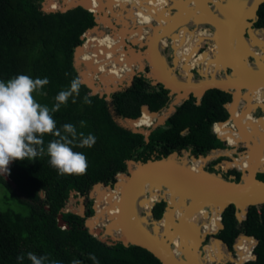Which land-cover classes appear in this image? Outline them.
Wrapping results in <instances>:
<instances>
[{"label": "trees", "instance_id": "trees-1", "mask_svg": "<svg viewBox=\"0 0 264 264\" xmlns=\"http://www.w3.org/2000/svg\"><path fill=\"white\" fill-rule=\"evenodd\" d=\"M42 2L0 0V81L7 82L21 74L33 79L47 78L49 83L42 89L46 95L36 93L35 97L37 102L51 108L59 92L69 89L73 80L79 81L73 54L75 48L83 44L81 36L95 23L93 15L81 7L65 12H43ZM254 28H264V3L257 11ZM190 59L194 61V57ZM81 77L84 80L82 74ZM79 84V94L70 97L67 105L52 115L61 131L64 124H73L77 133L95 136L92 147H73V151L86 156L87 171L83 175H58L48 163L46 153L32 161H12L8 165L7 177L0 175L3 190L0 264H31L27 259L29 252L37 257L47 256L46 264H72L73 260L81 264H160L140 247L124 246L111 239L103 241L90 233L86 226V220L94 215L90 191L97 183L113 186L114 176L126 173L129 160L145 162L152 156L159 159L181 151H189L197 158L208 156L214 149L225 148L222 147L225 142L216 138L212 126L228 119L224 105L231 102V95L211 89L204 93L199 103L190 96L174 107L163 125L151 130L146 142L144 135L133 133L115 119L123 122L126 117L144 115L148 112L145 101L151 111H164L172 100L167 89L159 84L152 85L150 79L140 75L105 99V96L91 94L80 81ZM80 121L86 122L84 127ZM232 136L231 142L238 143L239 134L234 132ZM53 139L51 135L44 137L45 149ZM220 161L221 158L214 163ZM207 172L216 174L217 170L210 168ZM239 174V171L228 170L222 179L238 182ZM257 178L264 181V174ZM71 193L83 198L82 214L64 212ZM165 206L163 200L156 202L151 208V218L160 220ZM171 209L169 205L166 212ZM235 212L233 206L222 212L223 228L217 232L219 220L215 237L231 251L235 243L237 261L247 252L243 264H264V205L249 207L241 221L236 219ZM205 247H211L214 255L212 245ZM189 253V249L186 250V255ZM21 254L24 260L18 262L17 256ZM90 254L95 256V261L89 258Z\"/></svg>", "mask_w": 264, "mask_h": 264}, {"label": "water", "instance_id": "water-1", "mask_svg": "<svg viewBox=\"0 0 264 264\" xmlns=\"http://www.w3.org/2000/svg\"><path fill=\"white\" fill-rule=\"evenodd\" d=\"M182 1L183 3H187L188 0ZM196 1L197 5L201 7L204 12V21L195 24H203L213 29L212 36H214V39L212 40L214 43L218 42V45H220L222 48L219 54L217 55V60L218 63L222 65L223 69L217 71L214 75H212L211 73L204 74L198 70L197 72L200 74L201 79L197 82H193L191 80H188L187 78H177L172 73V67L175 65L176 62L174 55V47L172 44H170V49L173 51L172 67L165 66L161 55V50L164 47L162 40L170 41V43L172 42L173 36L177 34L176 31H178L180 28V25H178L180 20V14L182 13V11L186 10V7L182 6L180 8L171 9V19H169L168 22L166 21L165 26L162 28L161 35L154 34L153 29L151 30L149 28L150 33L148 35H145V41L142 43L143 45H137L139 48H143V50H136V52L138 54L146 53V57L142 59V67H140L141 70H139L138 68H136V70H133L130 75V79L127 82V86L130 85L133 77L137 73H141L144 75V77L151 80L152 85H162L164 89L168 90L170 96H174L172 102L167 108V115L165 116H160L158 112L149 110L148 103L146 101L143 102L147 105V111L150 114L155 115L156 122L153 124V128L159 125H163L165 123V120L168 118L169 114L174 112V107L182 103V101L188 100L190 95H192L196 99V103H199L200 99L206 91L211 89H217L229 93L231 95V103H233L235 99L234 93L236 91L242 93L249 88H259L264 86V72L256 71L254 69H248L244 65H242L241 50L242 39L247 40L250 34L254 35V37L257 38L256 34H258L259 31H264V28H254V23L257 19V11L260 5L264 3V0H251L250 4L238 13L233 12L231 8H229V6L223 2L224 0H220L219 5L221 7L229 9L230 12H233V14L235 15V18L232 22H228L221 14L217 12L216 5L207 3L204 0ZM44 2L45 0H43L42 2L43 12H56L45 9ZM76 7H81L85 10H88L83 5H72L70 7H64L63 9H59L58 11L65 12ZM188 9L192 10V7L188 6ZM92 15L95 18V26L90 29H87L81 36L83 43L87 40V36L95 34L101 35L104 33L103 31H98L96 28V26L100 25L101 23L98 19L99 14L96 15L95 13H92ZM117 24L118 23L114 24V26H117ZM244 24L246 25L245 27L243 26ZM112 25L113 24L111 23V26ZM157 26V23L153 21L152 28L155 27L156 29ZM145 27L146 26H144V28ZM173 27L175 28L171 32H169V29ZM136 28H139V26H137ZM185 29L187 31H191L187 26H185ZM233 34L235 35L236 43L239 46V48L235 49L234 51H232L230 47L229 40ZM135 45L136 44L129 42L130 48ZM125 46L127 47V44L124 45V48ZM81 47L82 45L77 46L75 48L73 58L75 67L82 66L83 69L84 64L77 62L76 58L77 53ZM215 56L216 55H213L212 58H215ZM231 57H233L234 65H231L230 63L228 64L229 59ZM249 59H252L253 61L252 65L254 67L252 68L256 69V57L248 56L247 60L249 61ZM80 72L78 74L79 81L81 84L85 85L88 89H90L91 94H98L99 97L105 96V99H108L109 95L112 92L118 90L117 86H110L108 88H104V92H94L92 90V87L87 82L83 81ZM220 73H222V75H220ZM192 75L193 74L191 73L190 78L192 77ZM231 103H227L224 105V108L226 109L229 118L230 114L228 108ZM257 109H259L260 112L262 111L261 107H257L255 110ZM136 119L137 118H124L123 122L125 123V127L130 129L133 133H140L144 135L145 141L148 142V136L150 135L149 130L146 131L143 129V127L133 128L129 124V122L135 121ZM115 120L117 122L119 121V119L117 118ZM121 126H124V124ZM212 152H215V150H212ZM180 158L181 156L177 152H173L167 157H161L159 159H156L155 156H152L145 162H135L133 160H129L127 161L126 173L117 174L114 176L115 183L113 186H106L102 183H97L93 186L94 190L96 187L112 190L117 184L118 175H124L126 177L124 183L122 184L119 200L117 201L118 211L116 213V216H114V218L110 221V223L116 225L115 228L117 229V232L119 234H117V237L112 236L111 231L107 227H105L104 232L109 235L113 241L121 242L124 246L133 245L148 251L160 262V264L192 263L186 260L185 258H181L180 256L176 258L170 257L164 250H162L160 246V240L162 238L160 231L162 228L158 225L157 222L164 217L169 207V203L166 198L161 197L156 201L160 202L163 200L166 203V206L162 218L160 220L153 221L154 234L151 235L143 229L140 223L146 221L145 217L140 218L139 222L134 212L135 204L140 205V203L145 200V198H142L136 202L134 199V191L139 186L144 185L145 183L160 184L162 186V189H170L174 193H179L180 195H182L187 202L186 206H200L208 210L214 208L218 211L220 217L218 231L223 228V225L221 223V214L227 207L233 206L236 209V219L238 221H241L246 217L249 207L264 205V181H261L257 178L258 174L264 173L256 172L253 174L251 180L245 181L242 177V172L240 171L241 176L238 182L226 181L222 179L221 172L211 174L205 173L202 169V175L193 172L188 165H179L174 162L175 159ZM191 159L196 160L197 158L195 156H192ZM4 176L7 177L6 175ZM222 184L231 186H220ZM92 197V193H90L89 198L92 199ZM155 203H153L152 207ZM151 208L147 212L149 216H152ZM174 221L175 224H177L178 226H182V221L178 217H176ZM62 224L64 223L59 220V225L61 226ZM86 226L92 234L88 219L86 220ZM99 231L101 230H98L97 232L99 233ZM204 237L205 236L201 238V243L198 247L200 259L202 252L201 244ZM214 239L218 240L220 243L223 244V242L217 239L216 237H214ZM102 240L104 241V239ZM255 240L257 244L258 240ZM202 264H204L203 261Z\"/></svg>", "mask_w": 264, "mask_h": 264}, {"label": "bare ground", "instance_id": "bare-ground-1", "mask_svg": "<svg viewBox=\"0 0 264 264\" xmlns=\"http://www.w3.org/2000/svg\"><path fill=\"white\" fill-rule=\"evenodd\" d=\"M164 1V9L167 14L165 18H162V16L158 13L156 9L158 4L153 0H74V2H71L70 0L68 5H61L58 0H45L44 8L56 11L72 5H83L96 15L99 14L98 19L102 25L111 26V20L108 18V15L114 17L116 22L120 24L121 27L119 26L120 28L116 29L113 26L114 24L111 26L115 29V31L111 34L103 33L101 35L95 34L87 36V40L82 44V47L76 56L77 62L83 63L85 69L94 72L95 77L96 75H100L102 78L107 79V84L103 87L104 89L110 86H117L121 83L123 78L131 75L133 69L138 68L141 70L140 67H142V59L146 57V53L138 54L135 50L131 49L132 47L124 48L126 41L137 45L140 44L142 46L145 34L147 33L146 29L148 28L151 30L153 29L154 34L161 35L162 28L165 26L166 21L168 22L169 19H171L170 10L173 8H180L182 6L186 7V10L182 11L180 14V20L178 23L180 28L176 31L182 35V41L178 43L175 36L172 38L176 60L175 66L178 62L182 64L184 58L190 53L195 45L202 41L203 38L206 37L207 39V37H209L214 39V36L208 35L205 32L206 30L187 31L185 27L182 26L188 22L201 23L204 21V12L201 7L197 5L196 0H188L187 3H183L182 0H171V2L169 0ZM204 1L216 5L217 12L228 22H232L234 20L235 15L233 12H230V10L225 7H221L219 5L220 0ZM188 6L192 7V10H189ZM115 7H119L120 10L115 11ZM132 9H139L140 13L133 14L131 12ZM121 10H124L126 15H124ZM153 21H155L158 25L156 29L155 27L152 28ZM143 22L146 23V28H144V25L142 24ZM129 25L132 27L129 28ZM137 26H139V28H136ZM243 26L245 27L246 25L244 24ZM174 28L175 27L170 28V31H168L171 32ZM229 40L232 51L239 48L234 34ZM162 43L165 45L166 42L162 40ZM256 48H258V51L261 52L260 55H258ZM221 49L222 48L218 45V42L213 43L211 47L209 46V48L205 51L203 50L204 52L196 57L194 61L191 62L189 67H194L196 66L195 63H197L198 65L196 67H201L202 73H211L212 75L216 74L217 71L223 69L222 65L219 64L217 60V55ZM241 50L242 65L248 69L264 72V38H255L254 35L250 34L247 40H241ZM213 55H216L215 58H212ZM248 56L256 57V69L252 68L251 64L247 60ZM229 63L234 65L233 57L229 59L228 64ZM179 72L184 79L187 78L190 80L191 74L188 67L186 70H180ZM112 77H115V79ZM83 81L87 82L92 87L94 92L100 89V86L96 84V80L92 77H87ZM234 96V102L231 103L228 108L230 113L232 111L231 118L224 123H216L213 126V130L216 132L218 139H223L230 129L235 128L238 125L248 127L250 136L248 140L252 142V149H254V153L246 158L242 164L244 168L250 171L248 180L244 179L245 181H249L252 179L253 171L260 170L264 172V127H262L251 114V110L255 111L257 107H261V112L264 113V86L259 88H249L241 93V95L236 91ZM240 96L246 103H243V109L239 108L241 103L238 101V98ZM245 105L248 106L247 110L244 109ZM148 113L149 112H146L145 114ZM154 119L155 115L149 113L148 115L139 118L137 120V125L147 127L152 124ZM234 119H237L239 124H235L233 122ZM221 153L227 156L230 155V152L224 150ZM201 157L202 156H200L199 159ZM249 163H254L256 168H249ZM196 165L189 167L193 172L203 175L202 169L198 168ZM125 178L126 177L124 175H118L117 184L112 190L102 189L101 187L95 188V191H97L94 206L95 215L89 220L91 227L98 224L100 217L107 215L108 221L104 222L103 225L107 227L112 234H119L115 228L116 225L110 223V221L114 218V216H116L118 211L117 201L119 200L120 191ZM220 186L231 185L222 184ZM154 191H161L160 198H166L171 207L177 209L180 206H184L185 211L180 212V214L174 210L166 212L164 217L157 222L162 228L160 231L162 237L160 240V246L162 250H164L170 257L176 258L180 256L181 258H185L190 261L192 264H202V258L200 259L198 247L203 236L216 233L218 222L220 220L218 211L211 208L208 213L205 208L200 206H186L187 202L185 198L179 193H174L170 189H162L160 184L149 183L139 186L134 191V199L136 202L139 199L145 198V200H143L139 205L142 209L149 210L153 203H155L154 200L148 201V195L153 197ZM176 217L181 219L182 226L175 224L174 220ZM253 244L254 238H252V246ZM185 247L191 249L189 250V252H191L188 255L183 252V249H186ZM215 249L223 257L221 243L218 240L215 242ZM204 250L207 252L206 256L211 260L216 259V257L212 256L211 247H205ZM247 256L248 253L244 252L240 257V261L236 260L237 263L242 264L246 260Z\"/></svg>", "mask_w": 264, "mask_h": 264}, {"label": "clouds", "instance_id": "clouds-1", "mask_svg": "<svg viewBox=\"0 0 264 264\" xmlns=\"http://www.w3.org/2000/svg\"><path fill=\"white\" fill-rule=\"evenodd\" d=\"M48 83L47 78L33 79L23 74L7 82L0 81V175L8 174V165L12 161H32L45 153L58 175L86 173L87 158L82 152L73 151V147L90 148L95 144V136L77 133L73 124H64L61 131L52 115L66 106L70 97L79 94V81L73 80L69 89L59 92L51 108L37 102L35 97L36 93L46 95L42 89ZM85 124L80 121L81 127ZM46 135L55 139L45 149ZM89 258L95 261L94 255L90 254ZM27 259L31 264H46L48 261L47 256L37 257L31 252L27 253ZM23 260L24 254L17 256L18 262ZM72 264H81V261L73 260Z\"/></svg>", "mask_w": 264, "mask_h": 264}, {"label": "rangeland", "instance_id": "rangeland-1", "mask_svg": "<svg viewBox=\"0 0 264 264\" xmlns=\"http://www.w3.org/2000/svg\"><path fill=\"white\" fill-rule=\"evenodd\" d=\"M59 2L61 3V5H63V4H67L68 5L69 2H70V0H69V2H66L65 0H62V1L59 0ZM223 2L226 3L229 6V8H231V10L233 12L238 13V12L242 11L245 7L248 6L250 4L251 0H234V1L224 0ZM56 11H58V10H56ZM109 19L112 20L111 18H109ZM111 23L113 24L112 21H111ZM182 26H184V27L187 26L191 31H197V30L205 31L207 29L205 32L208 35H212V33H213V30L211 31L209 28H207L206 25H203V24H195L193 22H188V23H186L185 25H182ZM129 27H132V26L129 25ZM96 28H97L98 31H103L106 34H111L112 32L115 31L116 28H120V27L119 26H114V28H115L114 29L113 27L104 26V25L101 24V25H97ZM146 30H147V34H145V35H148L150 33V30H149V28L146 29ZM210 31H211V34H209ZM256 36L259 37V38H264V31H259V33L256 34ZM144 41H145V38H144L143 42ZM164 41L166 43H165L164 47L162 48L163 54H161L162 55V58H163V62H164V64H165L166 67H172V55H173V51L170 49V44H173V43L171 42L169 44V41H166V40H164ZM181 41H182V38H181ZM213 43L214 42H213V40L211 38L207 37V39H206V37H205V38L202 39V41H201L200 44H201L202 50H206L207 48H209V46L211 47ZM126 44H127V47H129V42L128 41H126ZM200 44L198 46H200ZM194 47H193V49H194ZM125 48H126V46H125ZM132 48L135 51L136 50H141V51L143 50V48H139L137 45L133 46ZM256 49H257V53L259 55L258 48H256ZM195 55H197L196 52L192 55V57L195 56ZM190 57L191 56H189L188 58H185L183 60L182 64H180L178 62L176 66L174 65L172 67L173 68L172 69V73L175 75V77H177V78H181L182 77L180 75V72L179 71L180 70H184L185 68H187V67H189L191 65L192 59H190ZM197 65L198 64L196 63V66ZM196 66H194V68L191 70V73L193 75L190 78V80L193 81V82H197V81H199L201 79V76H200V74L197 71L199 70L201 72L202 68L201 67H196ZM251 66L254 67L252 64H251ZM76 69L78 71V74L81 71L80 73L83 75V78L84 79H86L87 77H92L93 79H95L96 80V84L100 86V89L98 90V92H104L103 87L107 84V79L106 78H102L100 75H96V77H95L94 72H92L90 70H87L85 68L82 69V66H77ZM133 70H136V68L133 69ZM220 75H222V73H220ZM112 78L115 79V77H112ZM129 79H130V76L123 78L122 81H121V83H119L117 85L118 89L125 87L127 85V82H128ZM242 106H243V104L241 103L239 105V107L242 108ZM164 113H166V111H164ZM259 114H260V111L259 110H257L255 113H253L254 116H257ZM154 121H155V119L153 120V122ZM258 121L260 122L261 126L264 127V119L263 118H259ZM118 123L121 124V125L124 124V126H125V123L124 122H121L120 120L118 121ZM145 130L147 131V128ZM226 144L228 145V143H226ZM222 147H226V146L222 143ZM222 151H223V149L222 150L220 149L219 151L217 150L216 152H212L208 156V158H209L208 161L209 162L210 161H213L214 158L218 157L219 155H222V153H221ZM239 153H241V152L240 151H237V154L235 156H237ZM188 159L189 158L187 157V154L183 153V155L181 156V158L180 159H175L174 162L177 163V164H179V165H187V164H188V166H194L196 164L198 165V162H188L187 163ZM199 163L202 164V165L205 164L204 161L199 162ZM221 164H222V162H220L217 166H221V168H223V166ZM229 169H232V168H227V169L223 168V170H226V171L229 170ZM203 171L205 173H208L207 170H206V164L203 167ZM211 174H213V173H211ZM102 189H106V188H102ZM90 193H92V196H93L92 197V200H93V206L92 207H93L94 215H95L94 206H95V201H96L95 196L97 194V191H95L94 189H92L90 191ZM160 194H161V191L160 192L154 191V198H157V199L160 198ZM2 200H3V190L0 188V201H2ZM148 201H153L152 197L148 198ZM66 208L68 210H70L71 212H73V213L82 214L84 212L83 200L79 199L76 196H74L72 198L69 197L68 204H67ZM149 210L142 209L139 205L135 204V211L134 212H135V216H136L137 220L139 221L140 218L145 217L146 221H144V222H142L140 224L142 225V227H143L144 230H146L149 234L153 235L154 234V231H153V221L154 220L151 218V216H149L147 214V212ZM173 210L175 212H177L178 214H180V212H185L184 211V208L182 206L178 207L177 209L174 208ZM94 215L91 218H93ZM91 218L88 219V223H89V220ZM107 221H108L107 220V215H104L103 217H100L99 218V222H98V224L96 226L91 227V224L89 223L90 224V229L92 231V235L95 236V237H100V238H102L104 240H107V239H111L112 240V238L104 232L105 226L103 225V223L104 222H107ZM61 227L64 228L63 224L61 225ZM98 230H101V231H99V233H98L97 232ZM216 233L214 234L213 237H215ZM112 236L117 237V234L116 233L115 234H112ZM208 240H209V244H210L211 243V240L210 239H208ZM234 245H235V243H234ZM234 245H233V248H234ZM221 246H222L221 249H222V253H223V258L220 259L219 256H214V257H216V260H215V263L214 264H225L227 262H229L231 264H238L237 261H236L235 253H231L232 251L230 249H228L222 243H221ZM204 253H205L204 256H206L207 255V252L204 251ZM208 259H209V257H208ZM204 264H209V263H204Z\"/></svg>", "mask_w": 264, "mask_h": 264}, {"label": "flooded vegetation", "instance_id": "flooded-vegetation-1", "mask_svg": "<svg viewBox=\"0 0 264 264\" xmlns=\"http://www.w3.org/2000/svg\"><path fill=\"white\" fill-rule=\"evenodd\" d=\"M59 1V0H58ZM62 1V0H61ZM66 2H69L68 0H65ZM154 2H157V7H156V9H157V11H158V13L162 16V18H165L166 17V11H165V9H164V3H165V1L164 0H153ZM170 2H171V0H169ZM71 2H74V0H72ZM85 10V9H84ZM115 11H119L120 10V8L119 7H115V9H114ZM86 11H88V12H90L91 14L93 13L92 11H90L89 9L88 10H86ZM122 12H123V14L124 15H126V12L124 11V10H121ZM131 12L133 13V14H138V13H140V11H139V9H132L131 10ZM94 18V17H93ZM108 18H111L112 20V22H113V24H116L117 22H116V19L114 18V17H112L111 15L109 16L108 15ZM95 19V18H94ZM102 23H100V25H101ZM144 26H146V23L145 22H143L142 23ZM117 26H120V24H117ZM207 28H209L211 31L213 30L212 28H210L209 26H207ZM207 30V29H206ZM211 31L209 32V34H211ZM175 37H176V40H177V42L179 43L180 41H181V38H182V35H180L179 33H177L176 35H175ZM85 43V42H84ZM201 43V42H200ZM199 43V44H200ZM169 44H170V41H169ZM199 44H197V45H195V47H194V49H192L191 51H190V53L185 57V58H188L189 56H191L192 57V55L196 52L197 53V55H195V56H193L194 57V59L196 58V57H198L201 53H203L204 51L203 50H200V47H201V44H200V46H198ZM137 45V44H136ZM173 45V44H172ZM198 46V47H197ZM174 47V46H173ZM196 48V49H195ZM170 50V49H169ZM171 51V50H170ZM161 52H162V50H161ZM162 54H163V52H162ZM259 55H260V51H259ZM184 58V59H185ZM249 61L251 62V64H253L252 62V59H249ZM193 62V61H192ZM195 63V62H194ZM196 64V63H195ZM194 67H188V69L190 70V74H191V70L193 69ZM186 69V68H185ZM184 69V70H185ZM184 70H182V71H184ZM140 75H142V76H144L143 74H139V73H137L135 76H140ZM181 75V74H180ZM183 78V77H182ZM127 86V85H126ZM243 93V92H242ZM168 94H169V92H168ZM240 95H241V93H240ZM191 97H193L192 95H190ZM173 97L174 96H172V100H173ZM190 98V97H189ZM194 98V97H193ZM172 100H171V102H172ZM196 100V99H195ZM238 101L240 102V103H245L244 102V100L241 98V96L238 98ZM170 102V103H171ZM231 103V102H230ZM246 104V103H245ZM149 106V105H148ZM169 106V105H168ZM168 108V107H167ZM167 108L164 110V111H166V113H167ZM240 108V107H239ZM241 109V108H240ZM244 109H248V106L247 105H245L244 106ZM150 110V109H149ZM257 110H259V109H257ZM257 110H251V114H252V116L254 117V119L255 120H257V122L258 123H260L259 121H258V119L259 118H263L264 119V113H262V112H260V114L259 115H257V116H254L253 115V113H255ZM164 111H162V112H159V115L161 116H163L164 114L165 115H167L166 113H164ZM260 111V110H259ZM140 113H141V107H140ZM231 113H232V111H231ZM231 113H230V111H229V114H230V118H231ZM149 114V113H148ZM148 114H145V115H148ZM145 115H142V116H140L139 118H141V117H143V116H145ZM170 115V114H169ZM138 118V119H139ZM229 116H228V119L226 120V121H228L229 119ZM138 119H136L135 121H132V122H129V124L131 125V127H136V128H142L143 127V129L145 130L146 128H147V130H149L150 131V133H151V130L152 129H154L153 128V124L156 122V119H155V121L154 122H152V124L151 125H149V126H147V127H144V126H142V125H137V120ZM226 121H224V122H226ZM223 122V123H224ZM233 122L235 123V124H239L238 123V120L237 119H234L233 120ZM238 127V128H237ZM237 127H235V128H232V129H230L229 131H228V133H227V135L225 136V137H223V139H219V140H222L223 142H225V143H223L226 147L225 148H223V150L224 151H228V152H230V155H228V156H231L232 155V153L233 152H235V151H233L234 150V148H230V147H228V145L229 146H232V147H238V148H240L239 149V151L241 152V153H239L237 156H235V155H232V157L230 158V157H227V156H223V155H219L218 157H216V158H214L213 159V161H208V159L209 158H206L205 156H202L200 159H199V157H197V159L196 160H192L191 159V157L193 156V155H191L190 153H189V151H181L180 152V156H182L183 155V153H185V154H187V157L189 158L188 159V162H198V165H196L198 168H200V169H203V167L205 166V164H206V170L208 171L210 168H213L214 170L216 169L217 170V172L216 173H218V172H221L222 173V175L223 174H225V173H227L228 172V170L227 171H223L222 170V168H221V166H217L220 162H222V166H223V168H225V169H227V168H232V169H229V170H236V171H239V179H240V176H241V172H242V177H243V179H246V180H248V176H250V171L248 170V169H246V168H244V166H243V164H242V162L246 159V158H248L251 154H253L254 153V149H252V142L251 141H249L248 139H249V129H248V127L247 126H243V125H238ZM156 128V127H155ZM237 128V129H236ZM212 132H214L215 133V135H216V138H217V134H216V132L213 130V128H212ZM234 132H237L238 134H239V137H238V140H239V142L237 143V142H235V140L233 141V142H231V138H233V136H232V134L234 133ZM232 136V137H231ZM148 139H149V136H148ZM218 139V138H217ZM149 141V140H148ZM226 143H228V145L226 144ZM215 150V152L218 150H220L219 148L218 149H214ZM222 150V149H221ZM211 153H212V151H211ZM210 153V154H211ZM209 154V155H210ZM208 155V156H209ZM217 156V155H216ZM219 158H221V161L219 162V163H217V164H215L214 162H215V160L216 159H219ZM202 161H204L205 162V164L204 165H202V164H200L199 162H202ZM229 162H231V163H233V164H235L236 165V167L235 166H232ZM237 168V169H236ZM249 168H256V165L254 164V163H249ZM241 171V172H240ZM256 172H262V173H264L263 171H260V170H256V171H253L252 172V174H254V173H256ZM259 175V174H258ZM258 175H257V177H258ZM232 177H235L234 175H231ZM253 176V175H252ZM153 200H154V202H156L157 201V198H154V196H153ZM183 208H184V206H182ZM174 208L172 207V209L170 210V211H172ZM207 210V212L209 213V210L208 209H206ZM170 211H168V212H170ZM217 234V233H216ZM212 236H214L213 234H209V235H205V237H204V239H203V241H202V244H201V250H202V252H201V258H202V261L204 262V263H209V264H214L215 263V260L216 259H214V260H211L210 258L208 259V257H206V256H204L205 255V253H204V248H205V246L206 245H208L209 244V240L208 239H210L211 240V243L209 244V245H212L213 246V249H214V255H212L213 257L214 256H219V258H223L222 256H221V254L220 253H218L217 252V250L215 249V242H216V240L214 239V237H212ZM243 242H244V240H243ZM242 242V243H243ZM224 244V243H223ZM222 247V246H221ZM186 249H183V252H184V254L186 253V250H191L190 248H187V247H185ZM235 249H236V247L233 249L234 251H232V253H235L236 251H235ZM191 252V251H190ZM235 257H236V253H235ZM227 263H229V262H227ZM227 263H225V264H227Z\"/></svg>", "mask_w": 264, "mask_h": 264}, {"label": "built area", "instance_id": "built-area-1", "mask_svg": "<svg viewBox=\"0 0 264 264\" xmlns=\"http://www.w3.org/2000/svg\"><path fill=\"white\" fill-rule=\"evenodd\" d=\"M215 124H216V123H215ZM215 124H213V126H214ZM213 126H212V128H213ZM213 133H214V132H213ZM214 134H215V133H214ZM215 136H216V135H215ZM228 147H230V148H234L233 151L236 150L235 152L232 153V155H236V154H237V151H239V149H240V148H238V147H236V146H235V147H232V146H229V145H228ZM222 155H223V154H222ZM232 155H231V156L223 155V156H227V157H230V158H231ZM236 169H237V168H236ZM75 195H76V197H78L79 199L83 200V198L80 197L78 193H71V194H70V198L74 197ZM69 211H70V210H68L67 208L64 209V212H69ZM63 226L65 227L64 224H63Z\"/></svg>", "mask_w": 264, "mask_h": 264}]
</instances>
